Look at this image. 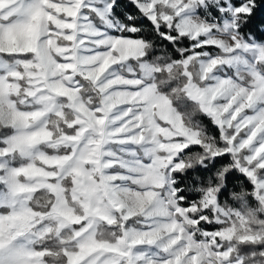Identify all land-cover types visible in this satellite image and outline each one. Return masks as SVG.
<instances>
[{
	"label": "snow or ice",
	"instance_id": "1",
	"mask_svg": "<svg viewBox=\"0 0 264 264\" xmlns=\"http://www.w3.org/2000/svg\"><path fill=\"white\" fill-rule=\"evenodd\" d=\"M0 264H264V0H0Z\"/></svg>",
	"mask_w": 264,
	"mask_h": 264
}]
</instances>
